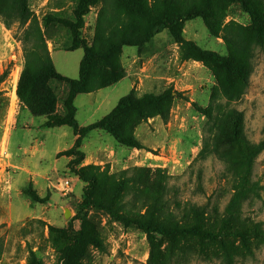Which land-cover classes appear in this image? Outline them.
Wrapping results in <instances>:
<instances>
[{"label": "rangeland", "instance_id": "1", "mask_svg": "<svg viewBox=\"0 0 264 264\" xmlns=\"http://www.w3.org/2000/svg\"><path fill=\"white\" fill-rule=\"evenodd\" d=\"M159 1L104 0L85 17L83 38L97 51L122 37L138 38ZM201 2L177 0L179 9ZM215 2L216 36L201 19L186 22L183 35L200 51L223 57L227 67L204 61L197 51L185 60L184 49L166 31L141 50L124 47L99 61L95 92L74 102L80 127L101 120L132 90L137 99L170 97L145 110L144 119L128 112L124 128L143 149L122 147L93 131L79 157L69 154L72 130L63 127L64 135L45 128V117L30 124L32 115L17 93L23 74L36 70L46 51L60 75L78 79L83 50H71L70 36L75 0H0V76L8 73L0 84V264H264V150L247 164L234 128L241 116L245 151L264 141V49L253 44L249 17L239 4ZM252 4L264 9V0ZM50 86L66 97L65 83ZM53 111L63 116V104L56 101ZM77 171L94 175L101 198L114 199L122 214L153 213L166 224H189L198 210L209 231L219 228L241 192L230 230L249 233L248 248L234 238L204 245L187 239L170 256L169 242L161 240L152 257L143 233L105 213L89 209L84 223L76 219L86 187ZM30 193L45 202L32 203L25 196ZM49 227L66 232L64 247L61 233L52 238ZM81 230L84 241L66 257L63 249Z\"/></svg>", "mask_w": 264, "mask_h": 264}, {"label": "trees", "instance_id": "2", "mask_svg": "<svg viewBox=\"0 0 264 264\" xmlns=\"http://www.w3.org/2000/svg\"><path fill=\"white\" fill-rule=\"evenodd\" d=\"M104 0H75L74 21L71 25L70 36L72 40L71 50L82 49L83 58L79 64V76L77 80H71L60 75L52 65L51 59L47 51L39 57V66L36 70L26 71L18 85L17 93L21 102L31 113L32 117H45V128L69 127L73 135L76 137L73 148L69 154L82 157L83 152L80 148L85 138L93 131H102L111 136L115 142L125 148L141 150L143 147L134 137L131 131L124 128L125 118L130 111L139 113L140 119H144V111L151 106H158L163 98L170 97L168 93L163 96H155L146 94L140 98H135L134 91H130L123 97L117 106L105 117L98 122L80 127L76 121V108L74 105L78 95L91 94L96 89L92 87V77L95 73L96 64L101 61H109L122 48L131 47L143 49L150 44L153 39L160 33L166 31L174 43L179 44L185 51L184 59H189L191 51H197L202 55L204 61H211L214 64L227 67L226 61L220 55L197 49L192 42L186 41L183 35L185 23L194 19H201L212 36H216L213 23L216 19V0H202L199 5H191L184 9H179L177 0H161L152 5L149 10L148 22L140 37L130 38L122 37L118 41H111L105 51H97L90 46L83 38V29L85 17L90 13V9ZM233 4H239L241 10L249 17L250 25L254 32L253 44L264 49V9L252 4V0H227ZM21 16H24L22 11ZM7 72L0 76V84L5 81ZM54 82H63L67 85V93L65 98L58 97L50 86ZM117 81L104 86L101 89L114 85ZM246 82V80L244 81ZM56 101L63 104L65 113L63 116H55L53 106ZM235 123L234 128L238 129L237 143L240 153L244 156L247 164H251L253 159L264 150V141L260 143L256 150L245 151L242 145L241 132L242 120ZM250 168V165L248 169ZM76 175L79 180L86 184L82 195L81 202L77 206L76 219L85 222L86 214L89 209L96 212L105 213L112 222L121 225L125 229L138 230L146 236L150 248V256L157 252L159 242L166 240L170 245V256L179 249V244L183 240L197 239L202 245L225 243V240L234 238L238 239L241 244L248 248L251 235L246 232H234L230 230L232 221L234 220L236 211L241 200V192L234 196L233 201L228 206L226 217L221 221L219 228L215 231L206 230L204 226L203 213L195 210L194 217L189 224H166L156 219L155 214L148 213L145 215L131 216L122 214L120 209L116 207L114 199L105 201L99 195L98 182L91 173L84 174L77 171ZM32 203H44L36 195L30 193L25 195ZM49 234L53 238L57 233H61L59 242L64 247V242L68 241L66 232H58L56 229L49 227ZM83 231L77 232L74 237V243L63 249L66 257L69 252L73 251L79 242L84 241Z\"/></svg>", "mask_w": 264, "mask_h": 264}, {"label": "crops", "instance_id": "3", "mask_svg": "<svg viewBox=\"0 0 264 264\" xmlns=\"http://www.w3.org/2000/svg\"><path fill=\"white\" fill-rule=\"evenodd\" d=\"M89 95H91V94H89ZM75 101H76V99H75ZM33 122V117L31 118V119H29V123L31 124ZM63 127H59V128H57V130L58 131H56V132H58V133H61V134H64V135H66V133H63L62 131H63V129H62ZM39 130H42V129H39ZM22 134L23 135H25V137H26V133L24 132V131H22ZM54 134V133H53ZM74 136V135H73ZM75 137V136H74ZM75 140H76V137H75ZM74 140V141H75ZM32 173V172H31ZM38 174H35L34 173V176H37Z\"/></svg>", "mask_w": 264, "mask_h": 264}, {"label": "water", "instance_id": "4", "mask_svg": "<svg viewBox=\"0 0 264 264\" xmlns=\"http://www.w3.org/2000/svg\"><path fill=\"white\" fill-rule=\"evenodd\" d=\"M64 217L65 218H68L69 217V212L68 211L65 212Z\"/></svg>", "mask_w": 264, "mask_h": 264}, {"label": "built area", "instance_id": "5", "mask_svg": "<svg viewBox=\"0 0 264 264\" xmlns=\"http://www.w3.org/2000/svg\"><path fill=\"white\" fill-rule=\"evenodd\" d=\"M67 185H68V182H65V186L67 187Z\"/></svg>", "mask_w": 264, "mask_h": 264}, {"label": "bare ground", "instance_id": "6", "mask_svg": "<svg viewBox=\"0 0 264 264\" xmlns=\"http://www.w3.org/2000/svg\"><path fill=\"white\" fill-rule=\"evenodd\" d=\"M15 85V84H14Z\"/></svg>", "mask_w": 264, "mask_h": 264}]
</instances>
